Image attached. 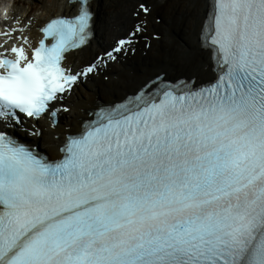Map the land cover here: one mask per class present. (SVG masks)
I'll return each mask as SVG.
<instances>
[{
	"label": "snow or ice",
	"instance_id": "snow-or-ice-1",
	"mask_svg": "<svg viewBox=\"0 0 264 264\" xmlns=\"http://www.w3.org/2000/svg\"><path fill=\"white\" fill-rule=\"evenodd\" d=\"M67 3L78 14L44 22L35 46L33 18L2 33L20 44H0V264H264V0H213L207 85L101 109L49 160L8 129L97 67L64 66L93 19L90 0Z\"/></svg>",
	"mask_w": 264,
	"mask_h": 264
},
{
	"label": "bare ground",
	"instance_id": "bare-ground-1",
	"mask_svg": "<svg viewBox=\"0 0 264 264\" xmlns=\"http://www.w3.org/2000/svg\"><path fill=\"white\" fill-rule=\"evenodd\" d=\"M5 1L8 0H3ZM146 1L153 6L147 17V33L158 32L160 40H153L148 51L143 44H138V51L134 56H128L119 63L110 65L105 75L94 76L87 79L86 83L77 86L74 93L67 99L70 110L61 112L60 122L56 127L48 123L47 117L22 126L25 131L22 134L30 137L32 144L41 146L42 152L50 155L51 159L60 157L58 149L65 140L67 132L65 128L69 127L70 130L78 132L81 120L87 118L88 110L96 108L99 103L107 104L121 99L125 94L139 87L151 73L161 70L171 78L181 74L190 75L196 77L199 83L213 78L212 72L208 70L211 66L210 54L201 48L199 41L208 0ZM20 2L27 3L29 8L16 2L15 13L26 19L33 16L34 22L29 29L32 33L37 26H41L53 16L73 15L77 11V5H68L65 0H46L45 3L38 0H20ZM127 2L124 1V4L126 5ZM122 3L118 0L93 1L92 10L96 14V37L89 46L68 56L67 63L74 69L94 58L97 48L108 33L109 35L120 33L125 26L132 28L136 21L143 19L142 15L138 19L133 18L127 5L123 7ZM112 4L115 8L111 6ZM159 17L162 18L160 24L156 22ZM62 106H66L64 102ZM33 124L41 133L39 136L30 134L34 130Z\"/></svg>",
	"mask_w": 264,
	"mask_h": 264
},
{
	"label": "rangeland",
	"instance_id": "rangeland-1",
	"mask_svg": "<svg viewBox=\"0 0 264 264\" xmlns=\"http://www.w3.org/2000/svg\"><path fill=\"white\" fill-rule=\"evenodd\" d=\"M120 1H122L123 3V5H125L124 4V1H126L127 2V0H120ZM132 5H131V4ZM25 3L23 2V4L22 5H24ZM136 4H137V0H133V1H130V2H127V4L126 5H130V6H132V8L134 7V6H136ZM28 8H29V5H28ZM103 45V44H102ZM98 51L100 52L101 51V49L100 48H98Z\"/></svg>",
	"mask_w": 264,
	"mask_h": 264
}]
</instances>
